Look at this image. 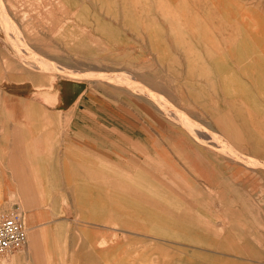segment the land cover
<instances>
[{
	"label": "rangeland",
	"instance_id": "obj_1",
	"mask_svg": "<svg viewBox=\"0 0 264 264\" xmlns=\"http://www.w3.org/2000/svg\"><path fill=\"white\" fill-rule=\"evenodd\" d=\"M258 20L264 25V0H0V69L11 74L39 71L45 83L53 79L61 86L75 76L90 79L91 88L104 93L101 102L106 98V110H100L103 119L128 127L123 132L108 128V148L115 153L108 152L107 164L111 168L121 165L129 177L140 171L139 167L149 168V175L170 182L184 194L177 210L161 202L157 204L163 207L150 205L167 216L163 222L131 217L130 225L137 222L133 228L121 225L116 218L113 204L117 200L107 201L110 213L105 225L70 223L65 226L66 233L57 231L70 239L56 242L58 247L52 249V258H45L46 264L49 260L51 264H103L98 242L117 237L139 264H150V257L151 264H264V170L249 169L238 161L231 164L236 175L229 168L219 170L212 158L218 156L211 149L201 153L189 146V139L179 138L175 114L170 116L171 123H166L165 113L133 89L138 81L147 84L209 132L228 137L245 156L264 160V129L257 127L263 125L258 121L264 114L252 112L242 97L227 94L214 75L189 71L198 55H185L172 33L187 30L186 39H196L204 56L214 49L220 56L248 35V44L254 49L260 40L264 46V28L260 31L250 26ZM154 29L160 32L159 37L153 35ZM233 60H227L229 67L246 79ZM6 83L0 84L10 88ZM13 87L19 94L17 82ZM38 95L45 101V93ZM250 116L258 120L250 122ZM132 125L137 127L133 134L139 145L127 132ZM180 127L188 132L187 127ZM144 129L154 133L157 142H163V134L168 140L170 137V144L163 145L167 160L157 154L155 160L148 157L152 148ZM108 188L112 196L117 195L116 185ZM190 201L197 204L191 207ZM225 214L235 217L221 219Z\"/></svg>",
	"mask_w": 264,
	"mask_h": 264
},
{
	"label": "crops",
	"instance_id": "obj_2",
	"mask_svg": "<svg viewBox=\"0 0 264 264\" xmlns=\"http://www.w3.org/2000/svg\"><path fill=\"white\" fill-rule=\"evenodd\" d=\"M0 72V83L10 85L0 84V213L18 211L28 229L23 250L0 256V264H46L56 242L70 239L57 231L66 233L70 223L107 222L105 166L108 152L115 153L108 128L128 127L103 119L106 98L101 102L104 93L91 88L90 79L75 76L61 86L45 83L39 71ZM16 82L19 94L11 88ZM129 129L138 142L136 125Z\"/></svg>",
	"mask_w": 264,
	"mask_h": 264
},
{
	"label": "bare ground",
	"instance_id": "obj_3",
	"mask_svg": "<svg viewBox=\"0 0 264 264\" xmlns=\"http://www.w3.org/2000/svg\"><path fill=\"white\" fill-rule=\"evenodd\" d=\"M261 22H262L261 20H258L257 25H250V26L259 27L261 31V28H264V25H262ZM250 24H255V23L251 22ZM185 32H187V30H183V33L182 30L172 31L173 37L176 40L177 48L182 50V52L187 56L191 55L193 52L198 55V59L196 58L197 60H195L191 64V65L195 64L196 68L194 67L192 69L191 65H189V71L191 72L196 71L201 75H205V73L208 76L214 75L213 78L216 82L220 81L224 84V88L227 91V94H229L230 96L242 97L244 102L250 103L252 107V112H259L260 114L261 113L264 114V108H263L264 46L262 45V41L261 40L259 41L258 49H254L250 44H248V40L251 39V35H248L245 38H243L240 41V43L237 44V46L233 45L230 49H227V54L221 52L220 56H218V52H216L214 49L208 52L207 54L208 57H207L203 55L202 48L198 45L196 39L195 40L191 38L189 40L186 39V36L184 35ZM159 34L160 32L158 30L156 29L153 30V35L159 37ZM211 47L217 48L216 46H211ZM222 57H228V58H222ZM229 58L234 59L233 61L240 65L243 74L246 75L248 79L242 78L239 75V73L236 74V70L233 69V67H229L231 65L227 61ZM0 71L2 70L0 69ZM90 78L92 79L93 77ZM118 81H119L118 83L124 82L123 80H118ZM6 85L8 84L6 83ZM135 85L134 86L138 88V89H136L135 87L133 88L136 95L145 97L147 102H149L150 104H154L159 109L160 112H162L163 114L165 113V115H163L165 117L163 118V120L166 123L168 122L171 123V120L173 119H171L170 116H172V114L176 115V118H178L179 121H173V122H177L174 123V127L179 130L178 133H179V138L181 137L180 139H183L185 141L186 139H189V146L191 144L192 145L191 148L196 149L201 153L204 152L205 148H209L211 149L212 154L218 156V158L216 156L215 158L214 157L212 158L216 160L217 168L219 170L223 171V168H229L233 172V175H236L235 172L236 170L233 169V167H231V164L236 161L240 162L239 164L247 165L248 168L251 167L249 169L252 170H256V169H260L261 171L264 170V160H262L257 156H251V155L245 156L241 151H239L237 147L234 146V144L232 143V141L228 139V137H226L221 133L216 134L209 132L201 124V122L192 119L185 112V110L173 106L172 103L168 101L166 97L162 95L161 92L156 91V89L147 86V84H143L139 81ZM129 86L132 87L131 84ZM140 106L142 107V105ZM144 109L147 112L150 111L148 107H145ZM249 112L251 113V111ZM263 116L259 117V121H258V122L262 121L263 125L259 124L257 127H263L264 129ZM249 118L250 119H248V121L250 122L251 120L252 121L258 120L256 118L254 119L251 118V116ZM191 121H193L195 126L199 127L198 130L193 129V127L191 126L192 124L190 123ZM180 125L187 127L188 132L186 133L185 130L181 129ZM253 125L255 126V124ZM249 126L251 128V123ZM178 133L173 132L175 137L178 136L177 135ZM205 134H208L209 137H211L210 141L206 140L207 136ZM143 135L145 139L148 141L147 142L149 143L148 145L152 148V150L150 149V153L148 154V157L155 160L154 155L157 154L159 156L162 155L167 160L168 155L166 153V148L163 145H165V143L170 144L169 142L170 137L168 140V138L163 134L161 136L163 142H157L156 141L157 138L155 137V134L147 129H144ZM261 135H263V133H261ZM207 142H214V143L211 144ZM138 143L139 141L134 142V144L139 145ZM177 143L180 145V142ZM219 157H221L222 159L220 160ZM187 163L189 165V162ZM173 167L175 168L177 167L178 169V167L180 166L175 165ZM139 168L140 171L134 173L132 177H129V174L127 172H123L124 170L123 168H121V165L119 164L114 165V167L112 168L108 164H106L105 166L107 185L114 184L117 186V190H118V193L115 196L114 195L112 196L110 193H107L108 197L106 200L107 201L111 199L117 200V202L113 204L116 218L121 222V225L123 224L126 226L129 225L127 227L130 228L137 226V222L130 225L132 221L131 217L140 216L141 218L145 220L147 219L150 222L152 221L163 222L164 219H167V216L164 213L163 214L156 213L154 207H150V205L154 206L158 202H161L177 210L179 209V202L181 198L180 195L184 196V194L176 190L175 186H173L170 182L164 183L162 180L160 181L156 180L155 175H153L152 173L149 175V172L146 171L149 170V168H147L146 170L143 167H139ZM117 169L119 170L117 171ZM144 171H146V173H144ZM187 196L190 197L191 194L189 193ZM195 204L197 203L193 201L189 202V206L191 207H194ZM109 206L110 204L107 205V208H110ZM158 206L163 207L162 205H158ZM198 208H201V205H199ZM199 212H202V210H199ZM109 213L110 212L107 211V219ZM123 215H125V218H123L124 217ZM233 217H235V215L225 214L221 217V219L223 218L227 219ZM126 218L129 221H127ZM127 222H129V224H126ZM127 232L131 233L132 231H127ZM27 234H28V229H27ZM27 240H28V236H27ZM119 241L120 239H118L117 237V238H103L98 242V247L102 249L101 252H99V256L102 257L103 264H139L138 261H133V259L129 257L130 255L127 254L126 251L128 249V245L124 243L121 244L119 243ZM150 264H151V257H150Z\"/></svg>",
	"mask_w": 264,
	"mask_h": 264
},
{
	"label": "built area",
	"instance_id": "obj_4",
	"mask_svg": "<svg viewBox=\"0 0 264 264\" xmlns=\"http://www.w3.org/2000/svg\"><path fill=\"white\" fill-rule=\"evenodd\" d=\"M27 236L26 225L18 211L0 213V255L20 250Z\"/></svg>",
	"mask_w": 264,
	"mask_h": 264
}]
</instances>
